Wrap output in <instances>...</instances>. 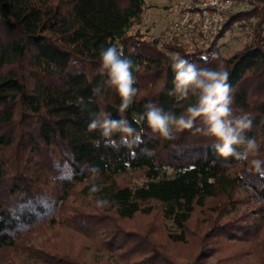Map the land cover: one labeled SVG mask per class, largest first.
I'll return each instance as SVG.
<instances>
[{
	"label": "trees",
	"instance_id": "1",
	"mask_svg": "<svg viewBox=\"0 0 264 264\" xmlns=\"http://www.w3.org/2000/svg\"><path fill=\"white\" fill-rule=\"evenodd\" d=\"M239 1L246 7L226 13L216 41L190 47L180 40L160 45L134 30L146 0H0V264H209L204 250L173 254L156 237L158 229L127 223L157 212L167 240H193L203 249L199 224L192 226L203 209L209 212L199 229L214 230V264H264V177L249 171L253 157L225 160L195 129L161 139L146 122L132 123L149 101L165 111L183 110L168 95L175 76L171 55L198 68L222 63L234 113L252 118L248 135L261 146L255 158L264 159V0ZM234 23L249 40L222 54L218 41ZM110 45L134 64L139 91L125 115L143 131L132 148L104 147L100 133L87 130L92 113L120 118V97L98 72L100 49ZM113 138L119 141V134ZM94 166L95 181L88 171ZM134 172L142 181L127 178ZM93 182L100 192L90 193ZM98 198L109 206L97 207ZM251 203L258 221L250 227L221 222ZM87 249L108 255L99 262Z\"/></svg>",
	"mask_w": 264,
	"mask_h": 264
},
{
	"label": "clouds",
	"instance_id": "2",
	"mask_svg": "<svg viewBox=\"0 0 264 264\" xmlns=\"http://www.w3.org/2000/svg\"><path fill=\"white\" fill-rule=\"evenodd\" d=\"M100 66L98 72L107 79L104 84L113 89L120 97L118 106L119 119L105 111L92 113L87 130L100 133L104 147L119 149L120 146L132 148L141 139V132L132 126V123L141 125L146 122L151 133L161 139H173L177 133L193 130L212 139V150L221 158L227 160L234 158L237 161H249L250 172L264 177V159L259 156L260 144L255 136H249L253 122L248 113L237 115L234 113L232 87L229 84L230 73L220 63L217 67H200L182 57L179 53L170 57L171 69L175 73L174 87L168 92L175 97L178 106L183 110L179 113L165 111L151 101L144 104L142 113H133L132 123L125 113L135 102L139 89L135 87L136 77L133 75L134 64L131 58L124 55L116 45L101 47ZM212 59L218 56L212 53ZM207 61V57H204ZM99 95L101 88L93 89ZM192 101V102H189ZM188 102V103H185ZM197 120L200 125H197ZM119 134V141L113 137ZM93 146L101 147V141L95 140ZM91 179L95 181L99 173L98 167L88 169ZM90 193L95 194L101 188L92 183ZM97 207L103 208L110 201L98 198L95 200Z\"/></svg>",
	"mask_w": 264,
	"mask_h": 264
},
{
	"label": "rangeland",
	"instance_id": "3",
	"mask_svg": "<svg viewBox=\"0 0 264 264\" xmlns=\"http://www.w3.org/2000/svg\"><path fill=\"white\" fill-rule=\"evenodd\" d=\"M193 1L194 0H146V3L149 5L150 9L149 11L146 10L140 23H138L134 27V30H138L139 32L145 33L149 38H156L157 40H160V45L164 43L166 44L170 41L180 40L181 42L190 47L209 46L200 44L196 38L185 39L181 37H176L172 40H166V9H175L176 7L180 6V9L182 10L184 6L193 3ZM181 6L183 7L181 8ZM244 7H246V4L244 2L239 1L234 5V7H232V11L239 10ZM247 40H249V35L247 31L243 30L239 23H234V25L230 27L226 31V33L219 39L218 44H220L222 54L231 55L235 53V51H237L238 49L242 48ZM169 172L171 173L172 170L169 169ZM140 175L141 174L134 172L130 173L129 177L127 178L132 182L142 181L143 176ZM87 199H89V197ZM91 202L92 204H94L92 200ZM239 208L240 211L238 213L234 214V212L231 216L222 218L221 222L231 220L228 224H234L235 227L240 226V228L246 229L253 222L258 221L257 219H255L251 211L253 209L252 203L240 205ZM208 212V209L207 211H204V209L200 210L199 213H197V215L195 216V219L192 222V226H194L195 223L199 224V226H203L204 220L207 219ZM127 223L129 228L133 227L138 228L139 230L151 227H153L154 229H158L159 233H157L158 235L156 237L161 239L162 241H166L167 250L172 252L173 254L178 255L180 253H192V255L194 256L204 250V253L206 254L205 258L207 259L208 263H216L218 256L214 255L213 253V229L207 227V230L204 232L202 231V229H199L198 226V231H200L199 234H203L204 247L202 249V247L197 243V241L194 242L193 240H191L186 244H179L171 243L169 240H167L166 236L162 231L163 220L160 217L159 213L157 214V212L151 213L150 215L138 214L135 216V218L128 220ZM232 231L233 229L230 230L228 234H230ZM86 254H88V258L92 259V256L94 257V260L99 262L100 260H103L105 256L108 255L106 253L104 254L103 252L93 251L89 249L86 250ZM180 260L188 261L189 259L185 257H180Z\"/></svg>",
	"mask_w": 264,
	"mask_h": 264
},
{
	"label": "built area",
	"instance_id": "4",
	"mask_svg": "<svg viewBox=\"0 0 264 264\" xmlns=\"http://www.w3.org/2000/svg\"><path fill=\"white\" fill-rule=\"evenodd\" d=\"M234 4L235 0H194L177 15H167L166 40L196 38L200 44L211 45Z\"/></svg>",
	"mask_w": 264,
	"mask_h": 264
},
{
	"label": "crops",
	"instance_id": "5",
	"mask_svg": "<svg viewBox=\"0 0 264 264\" xmlns=\"http://www.w3.org/2000/svg\"><path fill=\"white\" fill-rule=\"evenodd\" d=\"M183 6H181L182 8ZM150 7H148V11H149ZM180 6L176 7L175 9H166V15H177L180 12Z\"/></svg>",
	"mask_w": 264,
	"mask_h": 264
}]
</instances>
